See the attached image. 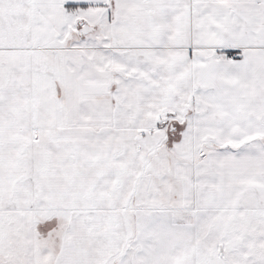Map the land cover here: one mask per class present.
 <instances>
[{
    "label": "snow or ice",
    "instance_id": "obj_1",
    "mask_svg": "<svg viewBox=\"0 0 264 264\" xmlns=\"http://www.w3.org/2000/svg\"><path fill=\"white\" fill-rule=\"evenodd\" d=\"M0 264H264V0H0Z\"/></svg>",
    "mask_w": 264,
    "mask_h": 264
}]
</instances>
